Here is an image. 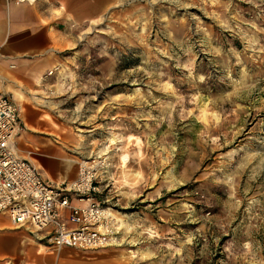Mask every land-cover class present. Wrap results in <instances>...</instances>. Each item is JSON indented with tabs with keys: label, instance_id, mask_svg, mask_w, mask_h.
I'll list each match as a JSON object with an SVG mask.
<instances>
[{
	"label": "rangeland",
	"instance_id": "rangeland-1",
	"mask_svg": "<svg viewBox=\"0 0 264 264\" xmlns=\"http://www.w3.org/2000/svg\"><path fill=\"white\" fill-rule=\"evenodd\" d=\"M78 36L46 97L117 245L264 264V0H119Z\"/></svg>",
	"mask_w": 264,
	"mask_h": 264
},
{
	"label": "crops",
	"instance_id": "crops-1",
	"mask_svg": "<svg viewBox=\"0 0 264 264\" xmlns=\"http://www.w3.org/2000/svg\"><path fill=\"white\" fill-rule=\"evenodd\" d=\"M118 2L0 0V89L20 110L23 129L16 148L20 156L35 162L42 177L52 184L74 182L78 166L71 152L73 137L64 134L62 125L54 120L50 110L55 102L46 95L65 62V52L78 42V31L99 20ZM68 216V210L61 211V220L71 228ZM119 245L57 249L51 228L34 232L16 227L0 212V264H163L157 259L136 258Z\"/></svg>",
	"mask_w": 264,
	"mask_h": 264
},
{
	"label": "built area",
	"instance_id": "built-area-1",
	"mask_svg": "<svg viewBox=\"0 0 264 264\" xmlns=\"http://www.w3.org/2000/svg\"><path fill=\"white\" fill-rule=\"evenodd\" d=\"M22 129L19 107L0 89V212L7 214L16 227L34 232L51 228V240L57 249L115 245L118 233L110 208L94 197L99 191L95 165L86 161L74 182L52 184L33 162L19 155L16 140ZM73 200L89 203L76 205ZM62 210L69 211L68 221L73 227L61 220Z\"/></svg>",
	"mask_w": 264,
	"mask_h": 264
},
{
	"label": "bare ground",
	"instance_id": "bare-ground-1",
	"mask_svg": "<svg viewBox=\"0 0 264 264\" xmlns=\"http://www.w3.org/2000/svg\"><path fill=\"white\" fill-rule=\"evenodd\" d=\"M20 100V99H19ZM24 117V116H23ZM34 127V126H33ZM124 159V158H123ZM35 163V162H34ZM89 203V201H86L84 205H87Z\"/></svg>",
	"mask_w": 264,
	"mask_h": 264
}]
</instances>
